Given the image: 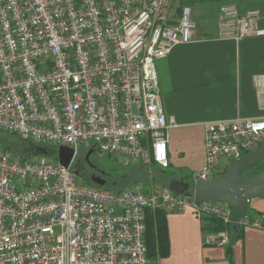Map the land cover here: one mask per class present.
<instances>
[{
  "label": "built area",
  "instance_id": "1",
  "mask_svg": "<svg viewBox=\"0 0 264 264\" xmlns=\"http://www.w3.org/2000/svg\"><path fill=\"white\" fill-rule=\"evenodd\" d=\"M173 0H0V130L73 150L68 166L44 154L0 149V264H158L147 255L146 213L191 211L218 219L203 243L224 247L233 224L264 230V210L237 220L228 203L196 201L165 186L110 189L73 168L82 147L132 164L167 168V120L156 61L193 40L189 5ZM258 11L219 7L217 36H264ZM264 110V73L253 78ZM264 117L205 124L210 179L221 159L255 150ZM229 164V163H228ZM119 190V191H117Z\"/></svg>",
  "mask_w": 264,
  "mask_h": 264
},
{
  "label": "crops",
  "instance_id": "2",
  "mask_svg": "<svg viewBox=\"0 0 264 264\" xmlns=\"http://www.w3.org/2000/svg\"><path fill=\"white\" fill-rule=\"evenodd\" d=\"M224 3L234 4L241 13L257 10V24L264 28V0H178L177 10L189 5L195 23L200 16L204 20L203 27L196 23L191 42L176 45L155 64L163 111L174 121L167 129L169 164L164 169L133 164L141 177L131 188L166 186L171 178L199 171L205 161L206 123L264 117L253 84L254 76L264 73V36L219 38L217 16ZM248 209L252 214L264 210V197L250 200ZM165 215L169 252L158 264H264L262 229L230 226L228 256L227 246L203 243L205 231H216L209 228L211 217H197L189 210Z\"/></svg>",
  "mask_w": 264,
  "mask_h": 264
},
{
  "label": "water",
  "instance_id": "3",
  "mask_svg": "<svg viewBox=\"0 0 264 264\" xmlns=\"http://www.w3.org/2000/svg\"><path fill=\"white\" fill-rule=\"evenodd\" d=\"M0 141L20 146L26 153L46 154V149L42 146L9 132L0 130ZM49 147L48 145L47 148ZM91 150L92 148L87 151V155ZM72 157V149L66 146L57 148V160L61 165L68 166ZM262 160H264V139L255 150L234 158L224 172L213 178L198 179L193 184L183 178H171L165 187L179 194L190 195L192 193L196 201L209 200L228 203L233 210V220H237L246 213L250 200L264 197V170L244 175L245 170L257 165ZM98 169L103 172V169ZM75 174L78 175V172L75 171ZM90 181L98 186L105 184L99 176L92 177Z\"/></svg>",
  "mask_w": 264,
  "mask_h": 264
},
{
  "label": "trees",
  "instance_id": "4",
  "mask_svg": "<svg viewBox=\"0 0 264 264\" xmlns=\"http://www.w3.org/2000/svg\"><path fill=\"white\" fill-rule=\"evenodd\" d=\"M46 149L45 155H51L54 152L52 146L47 148V145H40ZM0 147L4 149L12 150L14 153H21V157H26L31 154H35L33 152H24L23 148L20 146H13L8 143H4L0 141ZM264 170V163L259 162L257 165L252 166L249 173L246 175H251L258 173ZM84 181L88 183H92L89 180ZM94 184V183H92ZM110 189H116L115 187ZM209 228L213 230H219L222 228L221 222L216 218H209ZM146 231H145V243L147 246V255L151 260H159L160 258H164L168 255L169 252V238L166 224V215L164 210L156 209L154 211L148 210L146 213ZM227 255L230 256V247H226Z\"/></svg>",
  "mask_w": 264,
  "mask_h": 264
},
{
  "label": "rangeland",
  "instance_id": "5",
  "mask_svg": "<svg viewBox=\"0 0 264 264\" xmlns=\"http://www.w3.org/2000/svg\"><path fill=\"white\" fill-rule=\"evenodd\" d=\"M178 2V0H173L172 3L173 5H176ZM192 14V13H191ZM193 17V14L191 16V18ZM196 19V23H197V27H203V20L204 17L200 16L199 18H195ZM39 145H43V144H39ZM2 147H0L1 149ZM52 148L54 149V152H52L51 155H46L47 157L57 160V148L58 145H53ZM19 156H21V153L18 152L17 153ZM80 154V151H79ZM93 156V160L102 168L105 170V172L107 173L106 178L107 181H113L118 179V183H117V187H115L116 189H123V188H129L133 185V183H135V181H137L139 179V176L136 171V165H133L132 163L128 162L125 159L122 158H118L113 154H101L98 155L96 153V150L94 149V152L92 154ZM222 163L225 165H228L231 163V161L225 160V159H221ZM261 162L264 163V160H262ZM229 163V164H228ZM227 166V167H228ZM251 168L247 169L244 171V175H246L247 173H249ZM126 175L125 178H122L123 175ZM192 172H187L186 176H184L185 181H188L190 184H193V180H192ZM138 175V176H136ZM146 175V174H145ZM107 188H113V186L111 185H104Z\"/></svg>",
  "mask_w": 264,
  "mask_h": 264
},
{
  "label": "flooded vegetation",
  "instance_id": "6",
  "mask_svg": "<svg viewBox=\"0 0 264 264\" xmlns=\"http://www.w3.org/2000/svg\"><path fill=\"white\" fill-rule=\"evenodd\" d=\"M89 149H86L85 147H82L77 153L74 162H73V168L74 171L78 172V175L85 179V180H91L92 177H101L104 180V183L106 185H111L113 187H117L118 179L113 181H107L106 175L107 173L103 169V172H101L98 168H101L94 160H93V152L94 149L92 148L91 152L87 155V151ZM102 169V168H101ZM126 175L124 174L122 178H125ZM104 184V185H105Z\"/></svg>",
  "mask_w": 264,
  "mask_h": 264
}]
</instances>
